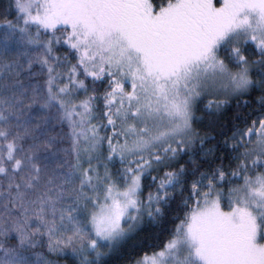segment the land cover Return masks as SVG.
Wrapping results in <instances>:
<instances>
[{"label": "snow or ice", "instance_id": "obj_1", "mask_svg": "<svg viewBox=\"0 0 264 264\" xmlns=\"http://www.w3.org/2000/svg\"><path fill=\"white\" fill-rule=\"evenodd\" d=\"M0 264H264V0H0Z\"/></svg>", "mask_w": 264, "mask_h": 264}]
</instances>
